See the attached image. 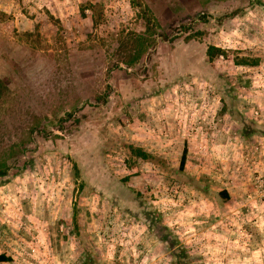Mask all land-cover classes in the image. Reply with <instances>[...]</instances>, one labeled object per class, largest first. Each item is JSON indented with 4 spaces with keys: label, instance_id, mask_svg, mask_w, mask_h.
<instances>
[{
    "label": "rangeland",
    "instance_id": "374dc122",
    "mask_svg": "<svg viewBox=\"0 0 264 264\" xmlns=\"http://www.w3.org/2000/svg\"><path fill=\"white\" fill-rule=\"evenodd\" d=\"M3 169L0 264H264V0H0Z\"/></svg>",
    "mask_w": 264,
    "mask_h": 264
},
{
    "label": "trees",
    "instance_id": "16d2710c",
    "mask_svg": "<svg viewBox=\"0 0 264 264\" xmlns=\"http://www.w3.org/2000/svg\"><path fill=\"white\" fill-rule=\"evenodd\" d=\"M220 49H216V47H211L208 50V56L210 58V60L212 61L213 58L217 55H220ZM129 148L131 149V151L139 158L143 159V160H152V154L146 150H144L141 147H135L134 145H129ZM186 163V154L184 153L183 157H182V161H181V167L183 168L184 165ZM6 169L0 170V174H5L6 173ZM161 239H165L166 237L162 236ZM11 258L8 257L5 254H1L0 255V262H7L10 261Z\"/></svg>",
    "mask_w": 264,
    "mask_h": 264
}]
</instances>
